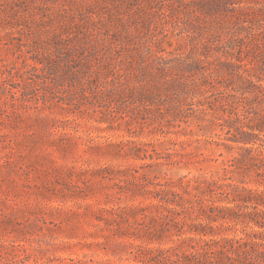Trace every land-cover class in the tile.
Segmentation results:
<instances>
[{
  "label": "rangeland",
  "instance_id": "1",
  "mask_svg": "<svg viewBox=\"0 0 264 264\" xmlns=\"http://www.w3.org/2000/svg\"><path fill=\"white\" fill-rule=\"evenodd\" d=\"M261 55L264 0H0V264L193 251L200 236L183 230L201 220H163L156 191L237 156L211 76ZM182 83L198 98L179 108Z\"/></svg>",
  "mask_w": 264,
  "mask_h": 264
},
{
  "label": "trees",
  "instance_id": "2",
  "mask_svg": "<svg viewBox=\"0 0 264 264\" xmlns=\"http://www.w3.org/2000/svg\"><path fill=\"white\" fill-rule=\"evenodd\" d=\"M255 63L246 67L244 73L231 74L223 82L219 73L211 76L212 84H221L228 94L222 100L230 107L228 112L224 111L231 117L226 121L230 143L224 144L231 151L236 149L237 156L225 164L223 173L217 177H184L160 184L156 198L165 204L163 220L186 218L192 209L201 221L187 230L182 228L200 236L190 247L193 251L172 255L169 249L158 250L157 264H264V55L256 56ZM180 86V94L175 98L179 108L198 98L197 86L187 83ZM198 103L202 105L199 99ZM250 172L255 173V188L243 180L236 182L231 175ZM213 223L219 224L216 229L224 227L242 235L215 239L218 233ZM144 260L147 261L146 257Z\"/></svg>",
  "mask_w": 264,
  "mask_h": 264
}]
</instances>
